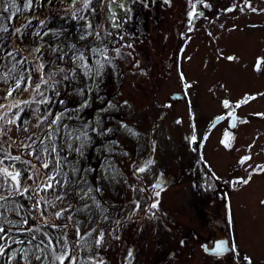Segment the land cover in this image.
Instances as JSON below:
<instances>
[{"label":"rangeland","instance_id":"obj_1","mask_svg":"<svg viewBox=\"0 0 264 264\" xmlns=\"http://www.w3.org/2000/svg\"><path fill=\"white\" fill-rule=\"evenodd\" d=\"M59 1L58 11L68 12L79 0ZM131 1L129 19L124 14L127 0H98V10L91 11L89 21L96 23L100 42L116 58L117 74L108 70L98 77L93 96L97 103L78 122L83 128L92 127L89 120L94 116L101 122L105 104L119 114L108 123L113 130L107 144L97 140L96 148L85 154L78 141L69 143L65 136L60 140L61 154L71 165L47 195V203L55 205L58 219L70 226L59 233L63 240L55 255L66 253L64 264H264V2ZM36 5L31 16L17 21L20 30L13 37L22 54L32 52L33 46L44 51L53 41L49 34L38 37L28 29L29 18L43 21L54 13L52 6ZM258 57L263 70L255 73ZM81 74L85 80L86 67ZM10 79L6 71L0 72V147L7 159L21 157L31 163L32 175L23 187L52 186L53 175L43 172L48 161L33 155L34 145L41 143L50 126L39 117L20 127L12 112L20 103L34 100L36 86L20 90ZM33 80L36 85L41 82ZM79 86L87 88L85 83ZM78 96V91L69 96L75 107ZM224 101L237 116L236 128L230 130L233 142L226 150L221 146L224 124L208 135L203 126L225 113ZM195 137H205L210 171L225 182L240 176L248 180L231 193L228 207L216 199L207 211L205 202L193 194L184 170L199 161L191 150ZM74 153L86 157V175ZM242 157L250 159L240 163ZM5 169L11 173L7 178ZM201 169L206 170L202 165ZM14 172L0 161L4 195L12 182L20 189L12 179ZM158 178L163 179L162 188L153 187ZM98 201L101 209L95 207ZM154 202L157 207L151 208ZM107 210L115 212L110 224ZM56 221L46 222L55 230ZM221 238L228 251L212 253L213 243ZM49 255V264H60Z\"/></svg>","mask_w":264,"mask_h":264},{"label":"trees","instance_id":"obj_2","mask_svg":"<svg viewBox=\"0 0 264 264\" xmlns=\"http://www.w3.org/2000/svg\"><path fill=\"white\" fill-rule=\"evenodd\" d=\"M260 1L264 2V0ZM131 2V0H127L124 7V14H127L128 19L129 4ZM13 3L15 4L14 7ZM36 4L52 6L53 8H49L53 9L54 13L48 20L38 21L36 18H29L27 20L28 25H30L28 29L31 34L38 37L40 34H49L53 41L47 47L45 46L44 51L37 46H33L32 52L22 54V50L15 45L13 35L18 28L20 30L17 21L32 14ZM61 5L59 0H30V2L29 0H0V27L7 28L6 32H0L1 74L6 71L10 75L12 83L19 82L18 88L20 90L36 86L33 80L35 78L47 81L46 83H38L39 89L36 88L37 92L34 94L33 101L28 100V102L20 103V106H17L15 110L13 109L12 112L16 114L15 119L20 127L29 125L31 119H39V117L43 118L44 123L50 126L44 133L41 143L34 145L33 155L38 157L39 160L46 159L48 161L43 172L52 174L53 178L57 180V183L54 179L52 180L54 183L51 187H48L45 183L40 188L36 187L35 189L32 188L33 186L23 187L26 179L32 175L31 163L24 161L21 157L17 160L7 159L0 147V161L15 170L13 176L16 177L20 185V189H17L12 186L14 182L11 183L12 185L7 184L6 187H9V189L6 188L8 189L6 195L3 194L4 191L0 187V196L6 198L0 200V205H2L0 207V228L4 229L3 232H0V237H3V239H0V245L4 247V254L0 255V264L50 263L48 261L51 258L49 254H55L58 250V244L63 240L59 233L64 227L70 226L69 222H66L63 218L58 219L54 212L55 205L53 207L47 203V195L53 193V186L55 190L59 186L58 183H61L62 177L70 164L66 161V157L61 154L60 140L65 136L69 143L78 141L82 145L81 150L85 154L86 150L96 148L97 140H100L102 145L107 142L111 130H113L108 123L114 121L113 116L116 112L119 114L117 109L113 111L111 105H109L110 108H107V104H105L101 108L105 110L103 120L98 122L99 117L94 116L92 120H89V122H93L92 127H82L83 122L80 121L82 116L93 110V105L97 103L93 100V96L99 82L98 77L104 76L108 70L116 71L117 74V60L109 54L110 50L107 45L103 41L100 42L101 35L98 31L96 32L98 30L96 23H93V20L89 21L91 11L98 10V0H90L87 7H85V0H79L69 6L68 12L58 11ZM193 7L197 12L195 2ZM86 22L89 23L88 26ZM88 27L90 28L86 29ZM85 29L89 33H85ZM9 53L12 55H9ZM55 62H58V66H55ZM14 65L15 70L10 71ZM83 67H86L88 72L85 80H82L81 74ZM82 83H85L87 88L80 87L79 85H82ZM82 88H84L83 92L80 91ZM75 91L79 92L76 100L77 107L69 101V96L74 95ZM78 118L80 119L79 122ZM123 118L126 119L124 116ZM50 138L52 140L48 141ZM149 147H146L148 148L147 151ZM74 154L78 156L80 163L83 164L84 175H86L89 169V166H85L86 157L84 158V154ZM3 175L6 178L8 177L6 174ZM204 182L215 185L219 180L208 179ZM220 185L223 187L228 186L224 188V191H227L236 184L232 182L227 186L222 183ZM219 189L220 187L217 191ZM211 193L208 191L205 194L209 197L213 194L217 195L214 192ZM218 193H221V191ZM204 202V206L208 207L211 200L209 198ZM95 205L97 209L103 207L99 201ZM114 213L107 210V213L104 214L107 216L109 224L112 223V214ZM11 215L16 216V219L10 221ZM152 215L156 216V213L153 212ZM51 216H55V219ZM48 219L51 221L57 220L55 223L58 226L55 230L52 223L46 222ZM49 241H51L50 244ZM37 256H40L41 259L37 260Z\"/></svg>","mask_w":264,"mask_h":264},{"label":"flooded vegetation","instance_id":"obj_3","mask_svg":"<svg viewBox=\"0 0 264 264\" xmlns=\"http://www.w3.org/2000/svg\"><path fill=\"white\" fill-rule=\"evenodd\" d=\"M256 59H255V63H254L255 68L253 70L255 73H257L260 69L263 70V68L261 66L262 59H260V58L257 59V62H256ZM237 104H239V103H237ZM237 104L235 106H237ZM231 108H233V106L231 104H228V107H226V111L224 114H220V115H217L216 117L210 118L203 125L205 128L204 131H205L206 135H208L213 129H216V127H218L219 125L224 124V126H223L224 128L221 131L220 130L219 131L222 134V138H223L222 141L225 140V133L226 132L228 133L229 139L226 142L228 143L229 146H231V144L233 142L231 131L235 130V128H236L235 125L237 123V116L235 115V110L233 113ZM229 113H232V115H229ZM218 117H221V119H219L216 122ZM232 125H234V126H232ZM204 138L199 139L198 137H195V141L191 146V150L194 153L196 152V154H198L199 161L196 162V164H194L192 167L185 169L184 173L190 178V184L192 186V191H193V194L196 196V199H199L201 201H206L210 198V200L213 202H215V200L217 199L218 201H221L225 206L228 207L229 206L228 202H229V198H230L231 193L233 191H236L238 186L241 184V183H238L237 181H241L243 178H242V176L235 177V178L231 179L230 182H225L215 172L210 171L211 167L209 166L208 161L205 159V150L203 149L204 144H205ZM221 146H222L223 150H226L229 147V146L226 147L225 143H222ZM201 165L203 166V168L205 167L206 170L201 169ZM208 179H215L217 181L219 180L220 183L217 182L215 185L214 184L210 185V182H204L205 180H208ZM161 182H163V179L158 178L155 185H158ZM232 182L233 183L235 182L236 185H234V187H231L230 190L228 189L227 191H224V188H227L228 187L227 185H230ZM221 183L223 185H226L227 187H223L222 185L219 186V184H221ZM164 185L161 184V186H164ZM161 186H159V187H161ZM218 187H220L219 191H221V193H218L219 192V191H217ZM208 191L210 193L214 192L217 195L213 194V196L209 197L208 195L205 194ZM207 211H211V210L207 209ZM226 247H227V241H226ZM131 262L133 263L132 260H131Z\"/></svg>","mask_w":264,"mask_h":264},{"label":"snow or ice","instance_id":"obj_4","mask_svg":"<svg viewBox=\"0 0 264 264\" xmlns=\"http://www.w3.org/2000/svg\"><path fill=\"white\" fill-rule=\"evenodd\" d=\"M29 2H30V0H29ZM88 2H90V0H85V7H87V3H88ZM166 2H167V0H166ZM14 6H15V4L13 3V7H14ZM5 10H7V9H5ZM17 10L19 11V9H17ZM190 17H191V13H190ZM6 31H7V28H6V27H0V32H6ZM17 31H19V30L17 29ZM9 55H12V54L9 53ZM229 59H231V57H230ZM41 67H42V66H41ZM14 70H15V65L13 66V69H11L10 71H14ZM61 71H62V70H61ZM53 75H54V73H53ZM6 76H7V74L5 73V78H6ZM66 78H67V77H66ZM41 82H42V83H46L47 81H44V80L42 79ZM16 87H19V82H17ZM36 88L39 89V84L36 85ZM11 95H12V92H11V91H8L7 96H11ZM5 98H7V97H5ZM253 98H254V97H253ZM244 102H247V101H244ZM224 104H225V107H228V102H227V101H224ZM17 106H18V105H17ZM0 107H2V106H0ZM237 107H239V104H237ZM229 115H232V113H229ZM217 119H221V117H218ZM10 122H11V121H10ZM232 126H234V125H232ZM193 139H194V137H193ZM228 139H229V137H228V133L226 132V133H225V140L222 141V143H225V146H226V147L229 146L228 143L226 142ZM17 159H18V158H17ZM247 159H250V157H242L241 160H240V163H244V161L247 160ZM44 167H47V164H45ZM261 170L264 171V169H261ZM4 171H5V174H6V175H11V173H8L6 169H5ZM140 171H143V169H140ZM17 175H18V174H17ZM12 179L15 180L16 177H15V176H12ZM237 182H238V183H244V184H246V183H248V180H241V181H237ZM48 187H51V185H48ZM153 187L156 188V187H159V185H154ZM25 191H27V189H25ZM156 195L159 196V192H156ZM4 199H6V198L3 197V196H0V200H4ZM37 203H39V202H37ZM157 203H158V202H154V203H152V204L150 205V207H151V208H156V207H157ZM261 203L264 204V201H261ZM0 207H2V205H0ZM56 215H59V213H57ZM3 231H4V229H3V228H0V232H3ZM37 231H39V229H37ZM100 237H101L100 239H97V240H96V243H97L98 245L101 243V239H102V237H103V233L100 234ZM0 239H3V237H0ZM33 239H35V237H33ZM50 243H51V241H49V244H50ZM181 243H183V241H182ZM37 247H39V246H37ZM205 250L207 251V249H205ZM223 251H224V246H223V245H218V246H217V249H216L217 254H220V253L223 252ZM231 251H235V246L232 247ZM3 254H4V247H3L2 245H0V255H3ZM53 255H54V259H55V260L60 261V264H64V260H65V258H66V256H67L66 253L61 254V255H55V254H53ZM128 255L131 256V252H129ZM36 259H37V260H40L41 257H40V256H37Z\"/></svg>","mask_w":264,"mask_h":264},{"label":"water","instance_id":"obj_5","mask_svg":"<svg viewBox=\"0 0 264 264\" xmlns=\"http://www.w3.org/2000/svg\"><path fill=\"white\" fill-rule=\"evenodd\" d=\"M218 120H219V119H217L216 122H217ZM158 185L161 186V183L158 184ZM218 245H223V246H224V251L221 252V253L218 254V255H222V253H226V252L228 251V249H229V248L226 247V240L223 239V238H221V240H216V241L213 243V248H212L213 250L211 251L212 253L217 254L216 249H217V246H218ZM205 249H206V247H204V250H205ZM205 252L211 254V252H210L208 249H207V251L205 250Z\"/></svg>","mask_w":264,"mask_h":264}]
</instances>
